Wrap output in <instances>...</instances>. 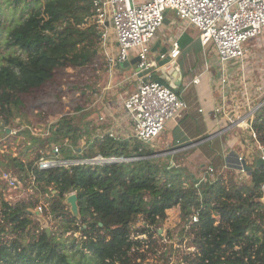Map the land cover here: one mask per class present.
<instances>
[{"label": "trees", "instance_id": "obj_1", "mask_svg": "<svg viewBox=\"0 0 264 264\" xmlns=\"http://www.w3.org/2000/svg\"><path fill=\"white\" fill-rule=\"evenodd\" d=\"M5 2L23 17L8 27L0 20V30L7 33L4 43L11 49L0 55V132L4 135L20 116L22 96L53 82L60 69L92 66L101 39L97 25L90 22L92 0ZM251 47L249 43L250 52ZM151 80L157 81L156 75ZM86 117L79 118L83 122L79 125L74 117L63 116L50 125L48 138L38 139L26 128L22 135L30 148L57 145L67 159H146L52 170H40L38 165L52 155L51 149L28 164L12 159L20 170L19 181L29 180L32 192L40 191L48 204L43 216L56 223L53 229H41L43 221H35L33 211L41 197L31 195L29 200L11 203L0 192V264L149 263L159 240H165L160 230L175 208L180 210V244L190 240L182 262L264 264V165L256 167L254 161L245 181L233 174L227 179L208 178L196 187L200 179L193 174L172 169L166 160L148 158L155 153L135 139L121 142L109 134L97 135L96 126ZM254 128L264 147V105ZM228 164L237 170V156ZM71 193L78 197V217L66 203ZM192 210L198 212L199 222L191 225ZM139 218L144 225L136 230ZM174 254L167 251L162 256L168 259Z\"/></svg>", "mask_w": 264, "mask_h": 264}, {"label": "built area", "instance_id": "obj_2", "mask_svg": "<svg viewBox=\"0 0 264 264\" xmlns=\"http://www.w3.org/2000/svg\"><path fill=\"white\" fill-rule=\"evenodd\" d=\"M94 15L90 22L97 25L100 36L107 39L104 31L107 24L111 26L117 44V52L112 56L106 48L110 67L130 62L132 51L139 62L135 65V74L139 81L137 89L124 100V109L132 124V137L142 145L151 144L165 130L166 124L174 119L180 111L188 108L185 101L174 90L171 84L159 81L145 80L139 74L147 69H157L158 64L150 58L151 42L164 26L166 12L173 11L185 24L199 30V40L204 48L211 47L217 55L219 75V100L213 114L221 123H226L223 131L242 128L247 131L252 144L259 150V158L264 159V147L258 140L254 122L257 113L264 105V75L250 73L248 66L250 56L248 45L250 41L259 40L264 35V0H92ZM181 50L177 41L172 43L169 53L170 62L161 70H165L166 79L171 75ZM164 58V56H162ZM248 68V69H247ZM258 78L254 83L252 78ZM239 79V81L237 80ZM168 80V79H167ZM199 79L194 83L198 84ZM236 85V86H235ZM258 95L256 103H251L253 95ZM244 98L240 108L244 113H238L230 100ZM202 112V111H200ZM101 120H103L101 118ZM31 130L32 128L29 127ZM35 130L33 135H35ZM38 132V130H37ZM37 135V133H36ZM50 136V127L43 132ZM112 137V134L109 133ZM246 144V143H245ZM250 146V145H249ZM52 155L42 158L39 162L40 170L86 167L105 165L109 163L138 161L144 157L130 159L104 158H64L57 145L50 147ZM246 158L237 156L236 176L239 181L246 179L243 163ZM223 177L216 175L213 167H209L205 175L196 184L205 182L208 178ZM2 180L7 181L10 190L17 189L20 181L11 172H6ZM75 193H71L73 195ZM48 204L41 202L33 213L37 221H42ZM199 222V214L192 210L190 224ZM44 229V225L42 228ZM162 231V230H160ZM189 251L195 252L190 248Z\"/></svg>", "mask_w": 264, "mask_h": 264}, {"label": "crops", "instance_id": "obj_3", "mask_svg": "<svg viewBox=\"0 0 264 264\" xmlns=\"http://www.w3.org/2000/svg\"><path fill=\"white\" fill-rule=\"evenodd\" d=\"M167 21L151 42L150 58L156 61L166 47L170 53L172 43L177 41L181 50L177 65L167 78L168 80L165 77V70L161 68L155 69L154 73L144 79L151 80L152 76L156 75L157 81H162L161 83L169 85L172 82L171 86L185 101L188 108L180 111L174 119L170 120L164 132L156 140L145 145L156 154L148 158L166 160L172 169L180 167L199 179L205 175L209 167L218 166L219 173L216 175L220 176L236 172V169L228 164L233 156L243 155L247 165L250 166L259 158V153L255 154V146L247 131L242 128L223 131L226 123H221L213 114L219 100L217 90L219 75L218 71L213 72L212 69L213 66L217 67L215 50L211 47H202L199 30L185 24L173 11L167 13ZM108 28L111 26L107 24ZM115 45L117 52V44ZM135 55L132 51L130 62L135 59ZM112 70L111 78L126 76L124 80L122 79L123 81L116 83V86H123L125 81L130 84L133 82V84L127 86L123 94H117L105 87L92 99L90 112L85 113L86 118L92 126H96L97 135L110 133L121 142H134L132 124L124 109V100L134 91L135 67L119 64ZM195 79H199L200 82L194 83ZM252 81L254 86L258 78L253 77ZM258 95H253L251 103H256ZM239 98L238 101L237 99L230 100L235 103L231 106L233 108L238 106V113H244L240 108V105L244 103V98ZM53 123L55 121L44 123L43 131ZM224 136H227L226 142L222 140ZM180 157L182 159L186 157V161L182 165H177ZM178 214L180 216L179 209Z\"/></svg>", "mask_w": 264, "mask_h": 264}, {"label": "rangeland", "instance_id": "obj_4", "mask_svg": "<svg viewBox=\"0 0 264 264\" xmlns=\"http://www.w3.org/2000/svg\"><path fill=\"white\" fill-rule=\"evenodd\" d=\"M0 7V20L4 23V27L17 23L23 17L20 10L6 3L5 0H0ZM104 31L107 34L108 40L105 41L101 37L98 44L97 58L92 66L83 69L66 68L58 70L53 82L36 92L22 96L24 107L20 111V116L13 122L11 128L7 129V131L10 130L9 133L4 135L0 132V162L6 165V168H4L0 164V192L11 203L21 198V200H29L31 195H35V199L41 197V202H45L40 191L36 193L32 192L33 190H31L29 180L23 183L20 182L17 189L14 190H10L7 186V181L2 180V172L5 170L11 172L17 178L20 177V170L13 163L12 159L19 158L28 164L35 161L39 153L44 155L50 151L48 143H44L41 147L30 148L29 142L22 135V131L25 128L29 129L31 127L32 129H29L31 135L38 139H43L48 137L43 135L44 128L42 125L49 121H55L56 123L63 116H69L75 118L76 124L82 125L83 122L79 118L85 113L90 112L92 99L95 95L102 92L105 87L117 94H123L126 92L127 86L133 84V82L130 84V82L125 81L123 82V86L119 87L116 86V83L120 80L123 81L126 76L120 75L111 78L110 75L113 74V67H110V61L106 56L105 47H107L108 52L112 56L116 55L115 36L112 28H106ZM6 36V29L0 30V55L11 53V49H7L4 43ZM250 46H252V55L250 56V62L247 67H249L250 73H255L258 76L264 75V35L259 40L250 41ZM212 69L213 72L218 71L216 66H213ZM134 79L136 81L134 86L135 91L139 81L136 80V77ZM35 127L38 132L35 130V135H33ZM226 139L227 136H224L222 139L223 142H226ZM254 151L255 154L259 152L258 148H254ZM185 161L186 157L184 159L180 157L178 158L177 165H182ZM214 169L216 174L219 173L218 166H215ZM233 174L236 176V172L228 173L227 175ZM35 221L37 220L35 219ZM42 221L44 228L47 227L50 229H53V225L56 223L55 221L49 222L48 218L45 217ZM134 225L136 230L142 228L144 225L143 218H139ZM181 230L180 216L178 209L175 208L168 212V218L162 231H160L165 236V240H159L158 248L156 249L157 254L154 255V260H151L149 263L147 261L144 264H186L182 262V258L186 255L190 240L187 239L180 244ZM75 237L82 238L80 233H76ZM167 251H174L175 254L167 259L165 256H162Z\"/></svg>", "mask_w": 264, "mask_h": 264}, {"label": "water", "instance_id": "obj_5", "mask_svg": "<svg viewBox=\"0 0 264 264\" xmlns=\"http://www.w3.org/2000/svg\"><path fill=\"white\" fill-rule=\"evenodd\" d=\"M168 12L169 11H167L166 14H165V16H166L165 24L168 22L167 21V13ZM162 56H164V58H162ZM138 62H139V59L138 58H135L133 61L128 62V63H124L123 65L124 66H134L135 67V65ZM156 62L158 64V67H160V68H162V67L166 66L167 64H169L170 57H169V49L167 47L165 49H163V51H161V54L159 55V57H157ZM151 73H154V70L153 69H147V70L141 72L139 74V76L140 77H146V76L150 75ZM9 132H10V130L7 131V133H9ZM263 165H264V159L258 158L256 160V167H260V166H263ZM243 166H244V169L246 170V172L249 171V170H251V167H249L246 162L243 163ZM66 203L70 206V209H71L72 214L75 217H78V215H79V208H78V197H77V195H75V194L70 195L68 197ZM48 232H49V230H48Z\"/></svg>", "mask_w": 264, "mask_h": 264}]
</instances>
